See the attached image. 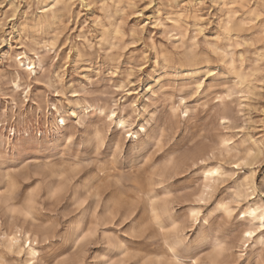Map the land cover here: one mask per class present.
<instances>
[{
  "label": "rangeland",
  "instance_id": "rangeland-1",
  "mask_svg": "<svg viewBox=\"0 0 264 264\" xmlns=\"http://www.w3.org/2000/svg\"><path fill=\"white\" fill-rule=\"evenodd\" d=\"M0 264H264V0H0Z\"/></svg>",
  "mask_w": 264,
  "mask_h": 264
},
{
  "label": "bare ground",
  "instance_id": "bare-ground-1",
  "mask_svg": "<svg viewBox=\"0 0 264 264\" xmlns=\"http://www.w3.org/2000/svg\"><path fill=\"white\" fill-rule=\"evenodd\" d=\"M26 58V60L29 62V59L27 58V57H25ZM30 64H32V63H30ZM29 65V64H28ZM61 121H62V123H63V119H61ZM217 172V170L216 169H214V168H211V169H209L208 171H207V174L208 175H212V174H215ZM247 210V209H246ZM262 210V209H261ZM259 211H258V209L257 208H249L248 209V212H246V213H248L247 215H250L251 217H252V219L255 221V220H261L262 218H263V213L261 212V213H258ZM250 217V218H251ZM25 236H27V238H29V236H28V234L26 233L25 234ZM10 242H12V241H10ZM33 249H31V248H29V252H30V254H33Z\"/></svg>",
  "mask_w": 264,
  "mask_h": 264
},
{
  "label": "snow or ice",
  "instance_id": "snow-or-ice-1",
  "mask_svg": "<svg viewBox=\"0 0 264 264\" xmlns=\"http://www.w3.org/2000/svg\"><path fill=\"white\" fill-rule=\"evenodd\" d=\"M201 202H202V201H201ZM253 235H254V233L251 232V231H249V232H245V236L251 237V236H253Z\"/></svg>",
  "mask_w": 264,
  "mask_h": 264
}]
</instances>
